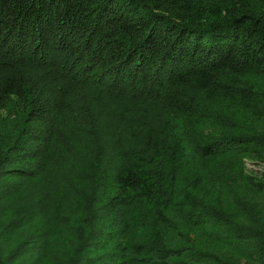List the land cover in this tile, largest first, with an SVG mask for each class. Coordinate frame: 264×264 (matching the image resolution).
I'll list each match as a JSON object with an SVG mask.
<instances>
[{
    "label": "trees",
    "instance_id": "1",
    "mask_svg": "<svg viewBox=\"0 0 264 264\" xmlns=\"http://www.w3.org/2000/svg\"><path fill=\"white\" fill-rule=\"evenodd\" d=\"M0 264H264V0H0Z\"/></svg>",
    "mask_w": 264,
    "mask_h": 264
},
{
    "label": "rangeland",
    "instance_id": "2",
    "mask_svg": "<svg viewBox=\"0 0 264 264\" xmlns=\"http://www.w3.org/2000/svg\"><path fill=\"white\" fill-rule=\"evenodd\" d=\"M247 166H248L249 168H252V165H251L250 163H248Z\"/></svg>",
    "mask_w": 264,
    "mask_h": 264
}]
</instances>
